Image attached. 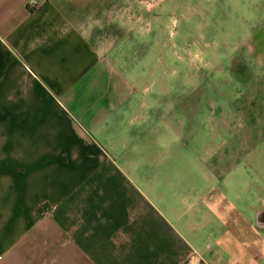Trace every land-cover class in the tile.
<instances>
[{"label":"crops","instance_id":"crops-1","mask_svg":"<svg viewBox=\"0 0 264 264\" xmlns=\"http://www.w3.org/2000/svg\"><path fill=\"white\" fill-rule=\"evenodd\" d=\"M28 1L0 0V264H264V176L235 182L264 152V0ZM220 75L239 191L188 198L155 147H198Z\"/></svg>","mask_w":264,"mask_h":264},{"label":"rangeland","instance_id":"rangeland-1","mask_svg":"<svg viewBox=\"0 0 264 264\" xmlns=\"http://www.w3.org/2000/svg\"><path fill=\"white\" fill-rule=\"evenodd\" d=\"M231 83L232 82L227 81L225 76L221 75L219 76L218 81L214 83H205V89L210 87L208 92L212 91L215 95L212 99H214L216 103L214 106H216V109L219 107V110L217 111V115L215 114L216 109L212 111L213 114H211L209 110H205L202 116L203 130L201 131L199 138L200 141H198V147L189 143L185 146L175 143L166 147L162 145H157V147H155L158 152V155L154 158L156 160L154 163L156 169L161 172H171L173 174V178L171 177L170 180L173 186L178 187L180 189L179 192H185V195L188 196V198L191 197L197 199L202 196L210 197L214 190L218 187L222 191H227V193L229 192L227 194L228 197H230L231 200H234L237 196L235 191H239V188H236V185L234 186V181H232V179H230L231 184L228 185L227 177H218L221 173L216 170L215 159H211V156L209 155V151H211V149L212 152H214L213 150L215 149L216 142H221L222 140L227 139L230 141V144H235L246 138L247 129L245 131L244 128L237 127L239 126V122L242 123V115L237 111L240 110L241 107H244L245 104V98L243 97L245 94L244 84L241 83V85H238L236 83L235 87H232ZM210 116L211 119H209ZM218 120H229L234 123L230 129L224 128L220 125L218 132L213 133L212 125L216 124ZM235 124L237 128L234 127ZM199 126V129H201V124ZM256 131L259 132V130ZM254 138L255 139H252L251 146L253 155L249 157V160L251 159V161L246 162L247 167L245 168V173H247L248 179L246 178V180H243L242 178L237 177L235 178V182L241 179L242 181H253L255 183H259V181H261V177L258 175L262 174L264 176V152L260 158L259 139L257 137ZM262 148H264V146ZM196 149H199V151L196 152ZM160 151H163V153H160ZM221 153L222 150L220 151V154ZM260 159L263 161H260ZM240 168L242 169L243 166H239L238 169ZM226 170L229 169L226 168ZM236 174L238 175L239 173L236 172ZM238 187L241 188L242 185ZM258 196L259 195H257V197ZM243 201H247V196L242 199V202ZM253 201H255V198ZM238 202L241 203L240 201Z\"/></svg>","mask_w":264,"mask_h":264},{"label":"built area","instance_id":"built-area-1","mask_svg":"<svg viewBox=\"0 0 264 264\" xmlns=\"http://www.w3.org/2000/svg\"><path fill=\"white\" fill-rule=\"evenodd\" d=\"M41 1L42 0H29L28 3H27V7L30 10H35V9H37L40 6Z\"/></svg>","mask_w":264,"mask_h":264}]
</instances>
